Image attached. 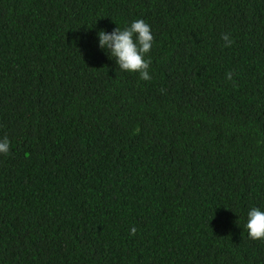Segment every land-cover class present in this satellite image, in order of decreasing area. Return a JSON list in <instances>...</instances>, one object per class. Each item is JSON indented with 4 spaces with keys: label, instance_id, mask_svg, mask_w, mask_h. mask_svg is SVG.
Instances as JSON below:
<instances>
[{
    "label": "trees",
    "instance_id": "1",
    "mask_svg": "<svg viewBox=\"0 0 264 264\" xmlns=\"http://www.w3.org/2000/svg\"><path fill=\"white\" fill-rule=\"evenodd\" d=\"M5 137L0 264H264V0H0Z\"/></svg>",
    "mask_w": 264,
    "mask_h": 264
},
{
    "label": "clouds",
    "instance_id": "2",
    "mask_svg": "<svg viewBox=\"0 0 264 264\" xmlns=\"http://www.w3.org/2000/svg\"><path fill=\"white\" fill-rule=\"evenodd\" d=\"M99 45L107 50L110 57H114L116 64L121 70L129 72H138L141 80H150L148 68L150 59H145V55L150 52L153 42V35L150 26L143 20H134L130 26L123 29L116 27L111 33L100 30L97 33ZM222 39L226 42L225 46L230 47L233 41L228 34H224ZM232 73H226L228 80L232 79ZM9 151V141L5 137L0 142V153L7 154ZM245 228L248 231L250 239L264 240V211L253 207L247 213V222ZM136 229L131 230L135 235Z\"/></svg>",
    "mask_w": 264,
    "mask_h": 264
}]
</instances>
